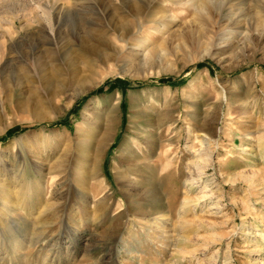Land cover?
<instances>
[{"label": "rangeland", "instance_id": "obj_1", "mask_svg": "<svg viewBox=\"0 0 264 264\" xmlns=\"http://www.w3.org/2000/svg\"><path fill=\"white\" fill-rule=\"evenodd\" d=\"M0 187V264H264V0H0Z\"/></svg>", "mask_w": 264, "mask_h": 264}, {"label": "bare ground", "instance_id": "obj_2", "mask_svg": "<svg viewBox=\"0 0 264 264\" xmlns=\"http://www.w3.org/2000/svg\"><path fill=\"white\" fill-rule=\"evenodd\" d=\"M156 18V17H155ZM154 18V19H155ZM157 20L160 19V17L156 18ZM172 99V98H169ZM170 101V100H169ZM170 103H172L170 101ZM172 105L169 104L168 100L164 104H162V110L157 114L156 119H157V128L164 123L169 122V113L171 112V107ZM108 109V108H107ZM107 111V110H106ZM107 113H109V121L112 122V126L115 125V120H117V109H116V103H113L111 107L108 109ZM134 113H137L135 111ZM152 115V112L149 111L147 114L148 117ZM133 117V116H132ZM169 124V123H168ZM167 125V124H166ZM160 128V127H159ZM211 128H208L206 130V136H211ZM134 129V127H133ZM157 132V131H156ZM157 137V136H156ZM68 139H66L67 141ZM71 140V139H70ZM206 140V139H204ZM142 142L144 145L148 148V151L153 149H156V145L159 143L157 139L154 137L153 133H150L149 131L145 132L143 137H142ZM208 142V140H207ZM206 142V143H207ZM126 151V156L131 153H135V156L138 158L139 157V150L135 148V145L132 141L126 142L125 145L123 146ZM131 152V153H130ZM152 151H149L151 153ZM206 153H199L196 158L199 160H203V156ZM100 155H95V164L97 162L96 157L99 158ZM85 157L86 154L84 152V155L82 156L81 160H79L78 163H76L75 166V172L78 174L79 178L82 179L78 183V187L80 188V192L82 197L87 198V191H86V185H85V177L86 174L90 177H95L98 176V172L96 167H93V169H90L89 171H86L84 168L83 163L85 162ZM135 157V158H136ZM92 158V157H91ZM132 158V157H131ZM87 161V160H86ZM94 164V162H93ZM198 166V164H197ZM51 173V172H48ZM136 181V179H134ZM35 190V189H34ZM0 192H2L1 187H0ZM145 192L148 195H153L150 193L154 192V189L152 188V183H149L147 187L145 188ZM36 197L39 195L38 193H34ZM3 197V196H2ZM28 197V196H27ZM7 198L6 196L4 199ZM155 202V201H154ZM53 203L52 202H46L45 207H50ZM47 205V206H46ZM110 202H109V196L101 198L100 201L97 203L94 200H85L83 203L84 208L87 210L86 212L88 213L87 215H78L76 218L77 223L79 224V229L82 231H89L90 233H94L97 236L96 243L98 242H104V243H110L113 244L115 238L119 235L120 231L123 229V223L122 219L125 217V211L122 210V212H115L113 214H110ZM129 208L131 211L136 210L134 206L129 205ZM141 207H139L140 209ZM42 210L39 211V213ZM145 211V210H144ZM148 213L154 214V215H160V216H165L166 212L162 208V204H156L151 205V208L147 210ZM36 219V217L34 218ZM107 223L109 226L108 227H103V225ZM105 226V225H104ZM103 228V229H102ZM99 229H102L101 231ZM82 231H78L75 233V242H78L80 240V234Z\"/></svg>", "mask_w": 264, "mask_h": 264}]
</instances>
